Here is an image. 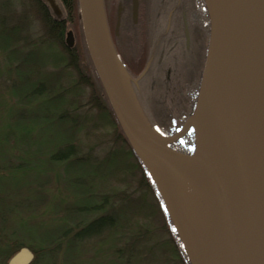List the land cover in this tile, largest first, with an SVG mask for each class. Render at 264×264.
<instances>
[{
    "label": "trees",
    "instance_id": "1",
    "mask_svg": "<svg viewBox=\"0 0 264 264\" xmlns=\"http://www.w3.org/2000/svg\"><path fill=\"white\" fill-rule=\"evenodd\" d=\"M32 2L45 29L39 36L21 35L20 24L6 26L0 17V53L5 62L0 78L8 81L5 87L0 85L2 264L25 245L21 233L34 238L35 244H28L35 252L32 264H56L52 259L65 251L70 260L68 248L75 245L88 253L91 249V258L106 255L113 264H190L157 187L132 151L106 97L86 47L78 0H60L61 19L54 17L44 0ZM69 25L78 40L71 49L65 43ZM47 41L60 59L38 57L37 47ZM27 67V75L17 71ZM149 93L150 111L146 112L152 122L163 133L179 130L195 101L179 112L164 101L159 104V88ZM43 123L60 124L61 135L56 138L52 133L40 145L36 135L45 129ZM190 142L191 131L177 145L182 148ZM32 155L48 166L39 169L45 174L37 187L50 186V173L60 170L67 194L71 183L85 186L81 192L84 202L70 201L66 193H60L61 202L53 215L58 217L56 227L21 231L15 221H29L17 213L22 201L8 192L10 174L24 175ZM71 169L75 171L72 175ZM4 215L13 223L10 231L2 225Z\"/></svg>",
    "mask_w": 264,
    "mask_h": 264
},
{
    "label": "water",
    "instance_id": "2",
    "mask_svg": "<svg viewBox=\"0 0 264 264\" xmlns=\"http://www.w3.org/2000/svg\"><path fill=\"white\" fill-rule=\"evenodd\" d=\"M203 1L209 38L196 102L172 134L161 132L140 105L132 83L147 69L134 78L123 63L104 0L78 5L106 97L164 200L190 264H264V0ZM66 44L74 46L72 31ZM190 131V148H180L177 141ZM190 193L203 201V221H196ZM34 259L22 246L8 264Z\"/></svg>",
    "mask_w": 264,
    "mask_h": 264
},
{
    "label": "flooded vegetation",
    "instance_id": "3",
    "mask_svg": "<svg viewBox=\"0 0 264 264\" xmlns=\"http://www.w3.org/2000/svg\"><path fill=\"white\" fill-rule=\"evenodd\" d=\"M104 3L111 36L132 77L134 74L130 60L115 42L117 25L120 37L128 29L127 33L133 40L138 41L142 37L146 44L152 42L142 66L144 58L140 61L139 75L147 69L141 79H150L151 84L159 89L163 87L165 95L171 92L177 96V100L183 103L180 106L182 109L191 107L199 88L209 38V21L204 1L104 0ZM49 6L54 17L61 19L63 14H55L53 7ZM143 29L142 34L140 31ZM132 84L140 92L139 100L146 109L144 87L139 82L137 85Z\"/></svg>",
    "mask_w": 264,
    "mask_h": 264
},
{
    "label": "rangeland",
    "instance_id": "4",
    "mask_svg": "<svg viewBox=\"0 0 264 264\" xmlns=\"http://www.w3.org/2000/svg\"><path fill=\"white\" fill-rule=\"evenodd\" d=\"M44 1L47 2L49 6L48 0H44ZM57 1H59V3L61 4V10H62V6H63L62 3L60 2V0H57ZM36 10L37 8L33 4L32 0H0V17L3 18L6 24H8L6 26L20 24L24 29L21 35H27V37H29L30 39H32V37H36V36L43 34L45 31L42 19ZM68 30H72L71 25H69ZM127 31L128 29L126 30V33L123 35V37L122 36L121 37L119 36L118 38L116 37L115 42H116L117 47L122 52H126L127 54L126 57L130 60V63L133 67L132 68V72L134 74L133 76L137 77L140 74V68L146 60L147 52L152 42L150 41L149 43L147 42L146 44L145 40L142 37L140 40L135 41L130 37V34H128ZM143 32H144V29L140 31V33L142 34ZM135 33L136 35L138 34V32H135ZM77 41H78L77 37L75 36L73 48L76 46ZM37 51H38L37 53L38 57L41 58L42 60H47L49 58H52V60L60 59V55L58 54V52L52 49H49L48 41L40 43L39 46L37 47ZM142 58H144L143 62L141 61ZM140 61L142 62L141 66H140ZM4 65H5L4 55L0 53V68L3 69ZM17 71L22 72L23 74L27 75L25 72L28 71V67L25 68L23 71L21 70V68L18 69ZM24 78L25 77H22V79ZM18 80H19V77H18ZM145 81L147 82L145 84L147 88L143 84ZM151 82L152 81L147 78L146 79L143 78L139 81V84L141 85V87H144L145 97H143V99L149 111L150 109L147 105L146 96L148 94L150 95L149 92H151V89L153 90L156 89V87L152 85ZM0 85L1 87H5L6 85H8V81L6 80L5 77L0 78ZM158 96H160V97H157V99L159 100V104L163 103L164 101L165 104L168 103V105L172 106L171 110L176 109V110H180L179 112H181L182 107L180 106H183V103L180 100H177V96L175 97L171 92L166 93L165 95V90L163 87L162 89H160V95ZM28 115L31 116V113H28ZM43 126L45 129L44 130L42 129L41 134H38L36 132V134H38L36 135L38 137L37 142L40 143V145L46 142L48 138L50 137L49 135L52 133L56 138L60 137L61 135L60 124L49 126L46 123H43ZM31 159L33 160V162L32 164H30L29 168L24 170V173H23L24 175L15 176V174H10V182H12L10 183V185L12 187L8 189V192H10V196L13 195L14 200L17 199L18 201H22L23 205L20 209L17 210V213L22 216L23 221H29V222H24L23 224H21L20 218H18L15 221V225L17 227L20 226L22 228L21 231H24L26 229H29L30 231V229L32 228L37 230L41 227L45 228V225L56 227V224L58 223V217L53 216V215H55L54 212L57 210L56 205L58 204V202H61L59 199L60 193H66L67 198L70 201H74L75 199V200H80L81 202H84V198H81V192L85 188V186H82L80 183H77V182H75L74 184L71 183V185L68 186L70 191L67 194L66 190H63L64 185L62 184L64 173H62L60 170L59 171L54 170L53 173H50V175L52 176V180H53L50 186L37 187L38 183L39 184L42 183L41 179H44V174H45L44 172H39V169L40 168L44 169V167L47 168L48 166L47 164H45L44 161L42 160L39 161L38 158L35 157V155H32ZM41 162H44V163H41ZM72 168H74V166H72ZM73 171L74 170L71 169V172H70L71 175L73 174ZM12 178H13V181H11ZM38 180L39 182H37ZM189 197L192 198L195 204L193 205V209L196 213V216H195L196 221L198 220L203 221V217H204L203 201L201 200L200 197L195 198L191 196V193L189 194ZM6 217L8 216L4 215L2 217L3 218L2 225L4 227V230L8 229L10 231L13 229L12 227L13 223L10 221V218L5 219ZM19 235L22 239L21 241L25 245L35 244L34 238L29 237V235H24L23 233ZM11 243L12 242H10V244ZM68 249H69L68 252H71L70 260H69V254L66 251L63 255L60 253L56 259H52V258L51 259L56 264H73V263L75 264H113V262H111L108 256L103 255V254L102 256L99 255L96 258H91V255H90V253H92L90 252L91 249L89 253L85 252L83 248H81L80 246H76V245ZM66 255H68V257H66ZM64 257L67 259L66 261H64ZM2 263H3V260L0 259V264Z\"/></svg>",
    "mask_w": 264,
    "mask_h": 264
},
{
    "label": "bare ground",
    "instance_id": "5",
    "mask_svg": "<svg viewBox=\"0 0 264 264\" xmlns=\"http://www.w3.org/2000/svg\"><path fill=\"white\" fill-rule=\"evenodd\" d=\"M135 91H136V94H137L138 99L141 98V97H140V92H138V90H137L136 87H135ZM139 103H140V105L142 106L141 101H139ZM192 196L196 198V196H195L194 194H192Z\"/></svg>",
    "mask_w": 264,
    "mask_h": 264
}]
</instances>
